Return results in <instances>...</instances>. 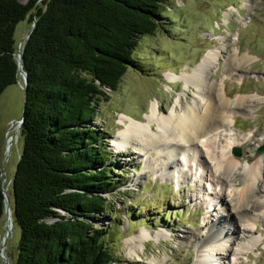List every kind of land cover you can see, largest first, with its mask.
I'll list each match as a JSON object with an SVG mask.
<instances>
[{"label":"rangeland","instance_id":"1","mask_svg":"<svg viewBox=\"0 0 264 264\" xmlns=\"http://www.w3.org/2000/svg\"><path fill=\"white\" fill-rule=\"evenodd\" d=\"M162 10L161 26L139 37L132 53L133 64L119 79L118 89L108 90L109 99L99 101L93 121L107 136L111 150L107 163L116 186L108 194L111 209L93 222L94 226L109 229L104 241L117 254V264H152L155 260H158L155 264H192L197 255L196 240L200 230L206 237V217L220 214L215 210L222 206V195L229 194L233 186L241 187L244 167L260 160L264 172V151L257 152V147L264 144V0H167ZM29 29V21L19 22L15 39L23 42ZM209 49H215L218 55L208 78L223 87L230 105L229 130L220 127L212 131V145L197 143L189 160L168 175L154 148L149 146L139 152L132 145L116 147L111 140L122 127L118 122L121 113L145 121L144 113L148 112L151 101L157 102L163 115L173 106L181 110L192 98L198 100V107L206 105L207 97H196L193 85L185 87L181 78L171 79L170 75L191 71ZM237 98L244 99L245 109L234 104ZM23 99L19 82L7 85L0 94L2 154L8 137H12L4 160L3 176L7 185L22 145L16 130L18 121L12 122L21 117ZM149 127L155 129L157 125L151 123ZM233 136L239 138L233 147H239L240 154L235 155L233 148L229 153L238 163L228 174L224 172L226 181L222 183L214 176V170L207 167L213 161L206 152L216 157L221 145ZM258 178L263 180L260 175ZM263 190H258V194L263 195ZM233 199L228 200L223 216L234 206ZM260 214L251 231L258 239L255 244L238 251L231 260L219 244L228 240L222 234L223 241L212 243L215 257L209 264H238V261L264 264V207ZM5 221L4 214L0 220V249L7 228ZM231 225L227 224L233 228ZM143 230H160L165 236L148 239L137 253L132 252L128 242ZM184 231L189 233L183 236ZM19 233V227L13 222L5 251L10 264L15 259ZM0 264H4L1 256Z\"/></svg>","mask_w":264,"mask_h":264},{"label":"trees","instance_id":"2","mask_svg":"<svg viewBox=\"0 0 264 264\" xmlns=\"http://www.w3.org/2000/svg\"><path fill=\"white\" fill-rule=\"evenodd\" d=\"M167 0H0V94L27 73L22 145L7 191L19 227L13 264H117L94 220L114 191L107 136L93 125L141 35ZM29 21L18 48L15 28ZM0 131V220L5 198Z\"/></svg>","mask_w":264,"mask_h":264},{"label":"bare ground","instance_id":"3","mask_svg":"<svg viewBox=\"0 0 264 264\" xmlns=\"http://www.w3.org/2000/svg\"><path fill=\"white\" fill-rule=\"evenodd\" d=\"M217 55L215 49H209L191 71L183 72L180 75H174L175 73L170 75L171 79L181 78L185 83V87L193 85L196 97H207V103L203 108L198 107L196 98H192L191 102L183 106L181 110H177L173 106L171 111L163 115L157 102L151 101L148 112L144 113L145 121L133 118L125 113L118 116V122L122 127L117 129L114 137H112V143L118 148L132 145L139 152L144 151L149 146L154 148L159 152L163 170L168 175L171 171L178 169L179 164H184L185 161L189 160V156L197 143L201 142L203 145L209 146L207 143L211 144L212 131L220 127L229 130L232 123L229 120L230 105L225 98L223 87L214 84L208 78L211 65L217 63ZM216 91L217 97L215 96ZM179 99L180 97L177 98L178 102L175 101L177 104ZM234 104L243 109L247 107L242 98H237ZM151 123H155L157 127L151 129L149 127ZM238 142L239 138L237 136L230 137L225 145H221L220 153L219 155L216 154V157L211 156L208 151L206 152V155L213 161L211 162L213 164H208L207 167L210 171L214 170V176L220 179L222 183L226 181L223 178L224 172L228 174V171H231L238 163L229 153V149L233 148ZM216 151L218 153V150ZM261 167L260 160L252 166L244 167V178L241 187L233 186L234 188L230 190L231 194H225V192L220 198L222 199V206H217L216 210L215 207L212 208L220 214L215 215L216 217L213 218L211 213L210 216L212 217H206L204 229L207 231V236L205 237L200 230V237L196 240L197 255L192 264H209V260L215 257V248L212 243L217 240L223 241L222 234L226 238L228 237V240L219 242V244L222 250L231 256V260L238 251L250 248L258 240L251 231L261 217L260 211L264 207V194H258V190L262 191L264 189V172ZM259 175L262 176L263 180L261 181L263 182L259 180ZM228 198H234V206L231 208L232 210L230 209L232 212L228 211L230 215L223 216V211L227 210ZM227 224L234 225V229L227 226ZM187 232L184 231L183 236ZM234 234L236 238L233 239ZM163 236H165V233L160 230H143L130 238L129 248L132 252L137 253L141 249L140 246H144L146 240ZM157 261H152V264L157 263ZM237 263L243 264L240 261Z\"/></svg>","mask_w":264,"mask_h":264},{"label":"water","instance_id":"4","mask_svg":"<svg viewBox=\"0 0 264 264\" xmlns=\"http://www.w3.org/2000/svg\"><path fill=\"white\" fill-rule=\"evenodd\" d=\"M34 26V23H32L31 25V28ZM31 28L28 30V32L26 33V36L24 38V40L29 36L30 32H31ZM22 45V41H18V48ZM18 54L16 55V59H17V62H18V68H19V74L22 78V81L18 80L17 82H19V84L22 86L23 88V92H24V99H23V109H22V113H21V117L19 119H15L13 120L12 123H14L15 121H18L17 125H16V130L19 131V128L21 126V122L23 120V115H24V105H25V99H26V85L28 83V78H27V73L26 71L24 70L23 66H22V61H23V57H22V54H21V51L18 50ZM11 136L8 137L7 139V144L5 146V149H4V152H3V157H2V175L5 174V169H4V160H5V155L8 151V148H9V144L11 143ZM264 151V144L263 145H260L257 147V152H263ZM233 152L235 155H239L240 154V148L239 147H233ZM5 181V177L3 176V182ZM7 186H4L3 187V193H4V198H5V209H4V214H5V217H6V232L3 236V239H2V247H1V253H0V256L1 258L3 259L4 261V264H10L9 260H8V256H7V253L5 252L6 251V240L7 238L9 237V235L11 234V230H12V227H13V216H12V208L10 206V196H9V193L7 191Z\"/></svg>","mask_w":264,"mask_h":264}]
</instances>
